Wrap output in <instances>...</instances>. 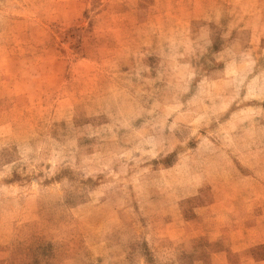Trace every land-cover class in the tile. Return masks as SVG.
<instances>
[{
	"label": "rangeland",
	"instance_id": "374dc122",
	"mask_svg": "<svg viewBox=\"0 0 264 264\" xmlns=\"http://www.w3.org/2000/svg\"><path fill=\"white\" fill-rule=\"evenodd\" d=\"M0 264H264V0H0Z\"/></svg>",
	"mask_w": 264,
	"mask_h": 264
}]
</instances>
